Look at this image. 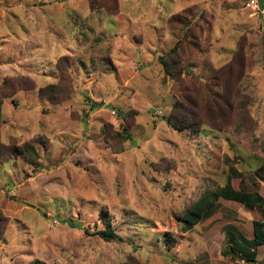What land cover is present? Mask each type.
Instances as JSON below:
<instances>
[{
	"label": "rangeland",
	"instance_id": "1",
	"mask_svg": "<svg viewBox=\"0 0 264 264\" xmlns=\"http://www.w3.org/2000/svg\"><path fill=\"white\" fill-rule=\"evenodd\" d=\"M179 14L201 33L182 83L159 62ZM220 94L197 133L164 120ZM38 137L37 164L0 159V264H264L245 241L264 207L219 199L181 222L228 176L264 196V0H0V143ZM100 212L120 239L96 234Z\"/></svg>",
	"mask_w": 264,
	"mask_h": 264
},
{
	"label": "trees",
	"instance_id": "2",
	"mask_svg": "<svg viewBox=\"0 0 264 264\" xmlns=\"http://www.w3.org/2000/svg\"><path fill=\"white\" fill-rule=\"evenodd\" d=\"M92 3V2H91ZM93 5V4H92ZM187 14L185 15H177L172 18V21L174 19L177 20L179 24H181L182 27V36L180 39L163 55L159 57V62L163 67L164 72L171 77L173 81L180 82L181 75L185 72L186 69L187 73L186 75L192 74V67L193 63L190 62L189 58L192 56L193 51L196 49H200L201 46V33L199 30L197 32L194 31L193 27L189 26L190 21L188 22L185 20L187 18ZM185 30L183 31V29ZM192 49H194L192 51ZM219 74L217 71H212L209 76V81L214 82V86L217 88H220L223 86L222 82H220ZM213 85V83L209 84V82L204 84V88L209 90ZM51 87H49V92L52 91ZM221 89V88H220ZM219 90H215L213 92L220 93ZM221 96V94L219 95ZM224 94H222L221 97L217 99V101L208 103L205 101H202L201 104L203 107H199L200 111L197 109H193V111H187L184 113H177V111H180L182 109L180 104H176L174 107L175 109L172 111L170 116L166 117L164 120L173 127L174 129L178 131H182L185 129H190L191 132H199L201 129L203 121L206 120L208 122L215 120L216 118H219V105L223 101ZM233 99V96H231V100ZM100 104L97 102H92L91 107L95 108L98 107ZM195 106L199 105V103L194 104ZM178 115H177V114ZM185 115L189 116V118H185ZM219 119H216L217 121ZM119 136L123 139H130L131 135L127 133L126 129L124 128L122 132H119ZM42 141L41 138H35L32 141L24 142L19 148L16 146H13L10 149H7V147L3 146V144L0 143V159L5 157L6 154L12 155V156H20L27 160L29 163H36L38 159V152L36 149V146L40 144ZM38 144V145H37ZM113 148H115L112 145ZM7 149V151H6ZM264 149V148H263ZM116 151H119L115 148ZM10 158V157H9ZM234 174L235 177H241V174L235 170V168H232L230 171V175ZM230 176H228L227 181L224 185L216 187L215 189H207L202 194L201 198L196 200L189 208H187L181 217L182 222V230L187 231L190 230L194 225H196L198 222H200L202 219H205L210 216L211 211L213 210V207L215 206L216 202L219 199H223L226 201H232L237 204H240L244 207V209L251 211L253 213V210L264 207V196H262L257 191H248L244 188H235L233 187L231 180L229 179ZM264 211V210H262ZM254 214V213H253ZM100 219L104 223V229L98 231L96 234L99 235L104 240H114V239H120V236L117 235L114 228L111 225L110 216L106 212H100ZM264 217V215H262ZM251 238L245 241H248L250 245L253 247L264 245V221L252 219L251 221ZM171 240V238L169 237ZM233 241H236L234 237H232ZM244 239H242L243 241ZM231 250H234L233 246H230ZM235 251V250H234ZM237 251V250H236ZM255 250L250 249L246 251L242 255V258L247 260L248 262H254L255 261ZM31 264H41L37 261L32 262Z\"/></svg>",
	"mask_w": 264,
	"mask_h": 264
},
{
	"label": "crops",
	"instance_id": "3",
	"mask_svg": "<svg viewBox=\"0 0 264 264\" xmlns=\"http://www.w3.org/2000/svg\"><path fill=\"white\" fill-rule=\"evenodd\" d=\"M260 209H262V208H260ZM261 215H264V211H262V210H261ZM261 246H263V245H261Z\"/></svg>",
	"mask_w": 264,
	"mask_h": 264
}]
</instances>
